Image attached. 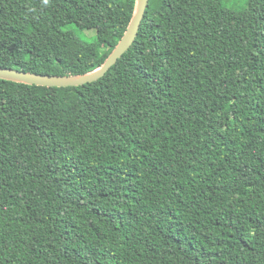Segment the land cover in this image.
Wrapping results in <instances>:
<instances>
[{
  "label": "trees",
  "instance_id": "1",
  "mask_svg": "<svg viewBox=\"0 0 264 264\" xmlns=\"http://www.w3.org/2000/svg\"><path fill=\"white\" fill-rule=\"evenodd\" d=\"M134 3L0 0V66L89 71ZM0 264H264V0H148L101 78L0 79Z\"/></svg>",
  "mask_w": 264,
  "mask_h": 264
},
{
  "label": "water",
  "instance_id": "2",
  "mask_svg": "<svg viewBox=\"0 0 264 264\" xmlns=\"http://www.w3.org/2000/svg\"><path fill=\"white\" fill-rule=\"evenodd\" d=\"M147 4L148 0H135L131 17L122 36L105 60L95 68L83 73L58 75L41 74L0 66V79L46 87H67L82 85L101 78L132 45L144 17Z\"/></svg>",
  "mask_w": 264,
  "mask_h": 264
},
{
  "label": "rangeland",
  "instance_id": "3",
  "mask_svg": "<svg viewBox=\"0 0 264 264\" xmlns=\"http://www.w3.org/2000/svg\"><path fill=\"white\" fill-rule=\"evenodd\" d=\"M223 2L228 7L241 9L245 6L246 0H223ZM66 28H71L80 38L85 41L91 42L96 37V32L94 29H81L74 24L68 25Z\"/></svg>",
  "mask_w": 264,
  "mask_h": 264
}]
</instances>
